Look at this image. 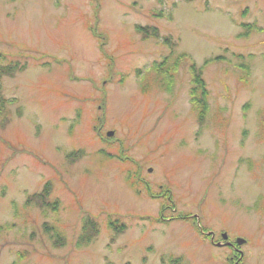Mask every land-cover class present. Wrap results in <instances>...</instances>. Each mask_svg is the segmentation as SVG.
<instances>
[{"label": "rangeland", "instance_id": "374dc122", "mask_svg": "<svg viewBox=\"0 0 264 264\" xmlns=\"http://www.w3.org/2000/svg\"><path fill=\"white\" fill-rule=\"evenodd\" d=\"M197 217L264 264V0H0V264H225Z\"/></svg>", "mask_w": 264, "mask_h": 264}, {"label": "flooded vegetation", "instance_id": "af4514ba", "mask_svg": "<svg viewBox=\"0 0 264 264\" xmlns=\"http://www.w3.org/2000/svg\"><path fill=\"white\" fill-rule=\"evenodd\" d=\"M145 187L149 186L148 183L144 185ZM163 186H159L158 189H162ZM151 198H157L158 201L161 202V210L163 212H169V213H175V209L172 207L174 205V202L172 201L171 194L169 192L162 193V195H158ZM199 224L195 223L196 232L200 236V238L207 242L210 246H223V249H226L229 252V255L226 256V263L225 264H242V258H252L249 255H246L241 250L245 246V241L243 244L239 243V238L231 239V237H228L226 241L222 240L223 234H227L225 232L223 233H213L211 231L203 230L202 228H198ZM209 234V235H208Z\"/></svg>", "mask_w": 264, "mask_h": 264}, {"label": "trees", "instance_id": "16d2710c", "mask_svg": "<svg viewBox=\"0 0 264 264\" xmlns=\"http://www.w3.org/2000/svg\"><path fill=\"white\" fill-rule=\"evenodd\" d=\"M247 27V26H246ZM248 29H254V28H247V30ZM136 32L138 33V34H142L144 37H150V35L151 36H153L154 34H156V33H150V34H148L149 33V31H148V29L147 28H141V27H136ZM180 57H183V56H180ZM179 60H182V58H178ZM207 63H209V61L207 62ZM205 64V63H204ZM206 65V64H205ZM242 68H245V66H241ZM192 70L193 69H196V68H194L193 66H192V68H191ZM155 70H158L157 72V74H160L161 72H162V70H161V68H158V69H156L155 68ZM4 71V70H3ZM196 71H198L199 73H201V68L199 69V70H196ZM202 83H203V81L201 82V83H198L199 84V86L197 87V88H194V90H197V89H204V86L202 85ZM169 84H172V83H169ZM197 97H199V95L197 96ZM204 97H207V93H205L204 92V95H203V97H202V100H201V102H197V106H201V105H204ZM199 110V109H198ZM206 111V108H205V106L202 108V109H200L199 110V112H198V114H197V117L199 118V120H198V124H202V122H203V118H204V116H202L203 114H204V112ZM49 190L47 189V188H44L42 191H41V193L40 194H36V195H31V196H28L27 198V200H26V204L27 205H30V204H34V203H36V204H38L39 206H40V208H44V207H46L47 208V200H45L48 196H49ZM48 205H49V203H48ZM53 208V207H52ZM172 263V262H171ZM172 264H180V260H178V261H174Z\"/></svg>", "mask_w": 264, "mask_h": 264}, {"label": "water", "instance_id": "95a60500", "mask_svg": "<svg viewBox=\"0 0 264 264\" xmlns=\"http://www.w3.org/2000/svg\"><path fill=\"white\" fill-rule=\"evenodd\" d=\"M111 135H112V133H108V134H107V137H109V136H111Z\"/></svg>", "mask_w": 264, "mask_h": 264}]
</instances>
